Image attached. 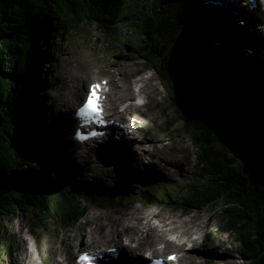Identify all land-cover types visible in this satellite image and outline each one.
Listing matches in <instances>:
<instances>
[{"label": "trees", "instance_id": "1", "mask_svg": "<svg viewBox=\"0 0 264 264\" xmlns=\"http://www.w3.org/2000/svg\"><path fill=\"white\" fill-rule=\"evenodd\" d=\"M180 5L181 0H0V228L20 211L33 221L34 216H55L60 227L68 228L92 206H130L133 191L141 198L158 196V186L166 182L146 176L132 190L120 184L112 191H95V186L83 191L75 183L53 187L31 170L53 158L59 147L47 144L44 134L35 136L36 128H23L28 104L16 87L31 70L33 42L41 33L61 38L65 31L97 22L113 40L123 28L135 34L134 52L174 93L170 102L189 132L198 166L187 191L170 197L186 212L222 202L224 230L234 234L245 264H264V104L249 95L236 73L247 75L245 66L250 67L236 45L225 49L212 44L207 37L211 30L197 25V11L230 21L227 13L209 4L201 9L199 4L193 9ZM191 31L196 32L187 40ZM52 125L48 130L55 129ZM225 142L231 144L227 152L218 147ZM225 154L236 162H226Z\"/></svg>", "mask_w": 264, "mask_h": 264}, {"label": "rangeland", "instance_id": "2", "mask_svg": "<svg viewBox=\"0 0 264 264\" xmlns=\"http://www.w3.org/2000/svg\"><path fill=\"white\" fill-rule=\"evenodd\" d=\"M187 1L190 0H181L180 9H187L188 6L189 9H193L199 3L202 7L206 5L205 2L208 0H191L194 6ZM225 1L211 0L210 5L213 8L216 7V9L219 8L220 13L226 12L228 16L234 17L235 22H229L219 15H208L197 11L195 14L197 25L206 29V31L211 30V33H209L210 31L207 32V37L212 44H218L225 49H230V46L234 44L237 50L247 56L249 54L247 44L241 41L240 38H236L245 37L249 33L257 35L258 30L253 29L251 26L253 23L251 14L244 9L248 7L242 0H228L231 3L230 5H227ZM212 2H217L218 6H214ZM38 22L42 23L41 20ZM103 27L96 22L93 25L86 26L81 31H65L61 38L58 35L52 36L53 32H51L49 35L41 33L34 40L31 70L22 75L20 84L16 87V90L23 95L28 104L26 113L23 115L24 123H26V120H28V123L23 128H36L34 130L35 136L44 134L42 138L46 137L48 139L47 144L58 143L59 147H57L58 151H56L53 158L49 156L47 158L48 162L40 167H33L31 170L34 174L46 176L53 187H65L75 183L77 188L83 191H87L86 187L89 186L92 188L95 186V191H112L116 189L114 186L120 184H125L132 190L135 187V182L140 183L146 176L164 178L166 182L163 181L158 186H161L157 193L159 197L145 195L141 198L140 194L133 191L129 197L133 203L130 206H92L82 219L68 228L60 227L55 216L50 217L48 220L38 219L37 216H34L35 221H33L25 211L18 212V215H10L7 220L3 221L0 228V264H21L20 262L35 251V248L38 250L44 264H67L70 261L73 262V255L83 249L108 245L121 246L122 244L126 246L128 236H133V238L140 236L147 242L135 249V252L131 255L136 253L141 255L148 248L158 250L165 248L163 254L169 251H176L180 254V252L186 251L185 247L191 245L193 248L191 247L189 251H186L189 258H183L181 260L182 264H198L199 262L201 264H212V261L214 263L216 259L210 254L214 253L221 257L217 261H226L228 264H245L246 262L242 260V256L238 251L239 244L235 242L234 234L224 230L225 218L221 210L222 202L186 212L182 208H178V203H175L170 197V195L180 196V194L187 191V184L194 176L198 166L195 157L196 148L191 143L189 134L184 130L183 120L179 118L177 111L170 102L173 93L166 80L159 73L148 68L144 59H141L134 52V45L138 41V37L127 28H123L115 34L117 40H113L112 37L108 38L105 35ZM46 30L44 29L45 32H47ZM215 31L220 32L222 35H217ZM195 32L191 31L187 40ZM207 51L208 49L205 48V53ZM245 68L248 70L246 73L250 75L249 77L243 74L241 70L236 71L237 75L249 88V95L264 104V63L255 60L253 65L250 67L245 66ZM123 70L126 73L120 74L119 71ZM242 71L244 72L243 69ZM221 74H223L222 71ZM62 75L64 80L67 81L68 87L64 88L62 85L64 80H62L59 87H55L54 83L57 84L62 79ZM70 75H76L79 79H73ZM143 76H152L150 81L154 86V91L147 95L148 98L142 96L126 102L119 99L120 96L128 95L130 90L125 89V91L123 89L119 92L116 85L120 86L122 82L130 81L134 86L133 90L137 92L139 89L137 80ZM56 78H58V81H55ZM103 78L109 81L113 78L116 81L113 97L117 98L119 106L117 109H112L110 116L115 119H123L124 122L132 121L138 130L136 133L137 139L141 141L139 143H136L133 139L114 141L121 148V155L117 154L118 156L102 150L101 148L105 146V142L102 141L99 142V150L101 149V151L94 152L92 159L84 160V158L74 157V154L78 155V153L76 148L70 146L69 141L71 139L68 140L67 147L60 148L62 142L66 140L68 128L67 123L63 122L57 114L66 111L68 105L72 110L80 102L86 82ZM30 81L31 83L36 82V85L31 87ZM66 101L69 104H66ZM141 102L146 103L140 104ZM128 106L130 107L128 108ZM244 110L248 111L249 108L244 106ZM52 116L55 119L49 121ZM50 123L53 124L52 126L55 129L48 130L47 127ZM218 145L225 152L231 148V144L226 142L218 143ZM24 148H27V145ZM37 148L42 149L40 143L37 144ZM92 149H95V147L93 146ZM108 150L117 153L110 145ZM52 168L55 170L52 171L53 175L49 173L50 170H53ZM74 175H76V179L72 178ZM165 185L170 189L168 190ZM140 187L142 188L141 185ZM117 192L116 194L119 195L125 194ZM132 209L133 211L142 212L141 215L151 212L153 224L161 223L159 217L156 216L160 214V217L177 216L175 221L181 227H184L185 222H192V220L195 222L202 221L208 227L204 229L203 238L197 240L198 243L196 242L194 245L186 238H183L179 243H171L170 239L175 237V234L171 232L166 235L169 242L154 241L155 231L142 232L126 219V216L132 213ZM94 214L101 221H107L106 216L108 215L118 216L121 214L124 221L118 225V236L112 233L110 237L94 242L88 235L86 238L90 242L82 246V234L89 231L93 226L89 221V217ZM106 227H108V232L116 228L112 223L107 224ZM195 237H199V235L196 234ZM227 252L230 255L225 254ZM198 256V260L194 261Z\"/></svg>", "mask_w": 264, "mask_h": 264}, {"label": "bare ground", "instance_id": "3", "mask_svg": "<svg viewBox=\"0 0 264 264\" xmlns=\"http://www.w3.org/2000/svg\"><path fill=\"white\" fill-rule=\"evenodd\" d=\"M227 5H230L231 3L226 0L225 1ZM244 8V7H243ZM247 12H249L251 15V20L253 21L252 23V27L253 29H255V27L257 26V21H254L256 19H260L261 16L258 15L257 11L256 10H252L254 12L251 11V9L248 7V8H244ZM256 12V13H255ZM240 14V12H239ZM190 20V18H189ZM258 30V29H256ZM253 33H249L248 35H252ZM248 35H245L246 38H241L240 40L241 41H244L247 46L248 44L251 42V39L248 37ZM235 36V35H234ZM238 39V38H236ZM250 45V44H249ZM258 46V44H257ZM256 45H250V47H252L253 50H257L258 47ZM248 51L251 52V49L249 48ZM124 65V64H123ZM121 66V65H120ZM126 70V69H125ZM125 70L123 71H119L120 74H125ZM125 72V73H124ZM112 76V75H111ZM70 77H72L73 79H79L78 77H76V75H70ZM118 77V76H117ZM128 77V76H127ZM152 77V76H151ZM150 76H143L142 78L138 79L137 80V85L139 86V89L137 92H135L133 90L134 86L131 84L130 81H126V82H122V85H116V89L119 91V90H130V93L128 94L127 92L125 94H128V95H125V96H120V95H117V96H120L119 99L121 100H124L123 102H126L128 100H132V99H136L138 97H142V96H147V95H150L151 94V91H154V86H152L151 84V79ZM122 78V77H121ZM58 78H56L55 81H58L57 80ZM62 80H64V76L62 75V79H60V81L56 84H55V87H59L61 84H62ZM120 80V79H119ZM124 81V79H123ZM31 83V81L29 82ZM87 83V82H86ZM110 83V89H111V93H110V100H112L114 102V104L112 103V108L114 109H117L118 106H119V103L118 101L115 99V97H113V93L115 92L114 91V87H115V84H116V81H114V79H110L109 81ZM31 87H33L34 85H36V82H32L31 83ZM64 88L68 87L67 85V81L64 80L63 84ZM135 85V84H134ZM158 86V84H157ZM70 91H72V89L69 87ZM115 89V90H116ZM116 90V91H117ZM125 90V91H126ZM161 90V89H160ZM117 91V92H118ZM120 92V91H119ZM115 95V94H114ZM148 98V96H147ZM143 99V98H142ZM147 100V99H146ZM133 101V100H132ZM148 101V100H147ZM131 102V101H130ZM146 102H141L140 104H145ZM66 104H69L68 101H66ZM122 104V103H121ZM135 106V105H134ZM245 106V105H244ZM130 106H128L129 108ZM247 108H249L248 106H246ZM132 109V108H131ZM133 110V109H132ZM138 110V109H137ZM123 112V111H122ZM132 112V111H131ZM134 113V112H133ZM123 114V113H122ZM132 114V113H131ZM68 120H70L68 117L66 118ZM136 121V120H135ZM73 121L70 120L69 123H72ZM137 122V121H136ZM124 129L126 130V134L125 136L127 138H129L128 140H131L133 139L136 143H139L141 140L140 139H137V128L135 127V124L132 122V121H126V124H125V127ZM131 138V139H130ZM154 143V142H153ZM92 146H94V143H91ZM109 145L111 146L112 149H115L116 151L114 152H117V153H112L110 152V150H108L109 148ZM87 147H85L84 151H81L79 149V147H77L76 149V152L78 153L77 154H74V157L77 156L78 158L80 157L81 159L84 158V160L86 159H92L93 158V153H97L98 151H101L102 150H105L106 152L110 153V154H113L114 156H118L117 154H120L121 155V148L119 147V145H117L116 143H114L113 141H108L105 143V146L103 148H101L99 150V147H96V150L95 149H91L92 147H90L88 144H86ZM107 147V148H106ZM105 148V149H104ZM107 149V150H106ZM75 151V150H74ZM97 151V152H96ZM170 159V158H169ZM167 161V160H166ZM155 162V161H154ZM146 210V208H145ZM140 213L142 212H138V211H133L132 209V213H129L127 216H126V219H128L130 222H132V225L138 229H140L142 232H151V231H155V240L154 241H162L164 243H167L169 242V239L166 237V235L168 233H174L175 234V237H173L172 239H170V242L171 243H179L183 238H186V240L188 239V241L190 243H196L197 240L199 239H202L203 238V232H204V229H206L208 226L206 224H204L202 221L201 222H195L194 220H192V222H185L184 224V227H181L179 225H177L178 222L175 221V219L177 218V216L175 217H160V214L156 216H158L159 220H160V224H153L152 223V220H151V212L150 213H146V214H143L141 215ZM117 215V214H116ZM124 215V214H123ZM163 215V214H162ZM97 216L94 214V215H91L89 217V221H91L92 223V227L90 228L89 231H86V233H83L82 234V238H81V244L82 246H85L88 244V241L86 236H90L92 238V240H94V242L97 240V241H100V240H104L108 237H110L113 234L115 235H119L118 234V225L119 223H121L123 220V216L121 214H119L118 216H111V215H108L106 216V219L107 221H101L98 219V217L96 218ZM100 217V216H99ZM127 220V221H128ZM105 222H108L105 224ZM114 224L116 226L115 229H110L111 232H108L107 228L109 227H106L107 224ZM125 223V222H124ZM131 224V223H130ZM188 224V226H187ZM112 226V225H111ZM131 226V225H130ZM137 229V230H138ZM134 230V229H133ZM198 230V232H197ZM131 231V230H130ZM210 232V231H209ZM208 232V233H209ZM81 234V233H79ZM78 234V235H79ZM141 234V233H140ZM199 235V237H195V235ZM210 234V233H209ZM142 236V235H141ZM174 236V235H173ZM209 236V235H208ZM80 238V237H79ZM129 241H133V242H136V247H128L126 246V248L124 247V259L127 260L129 258V254L130 253H133L135 251V249L139 248L141 245H144L145 243H147L144 238H141L140 236H136V238H133V236L131 237H127ZM78 240V238H77ZM115 241V240H114ZM149 242V241H148ZM185 242V241H184ZM198 243V242H197ZM189 244V243H188ZM216 245V244H215ZM134 246V245H133ZM214 246V245H213ZM100 247V246H99ZM98 247V248H99ZM105 247V246H104ZM191 247L193 248V246L190 245V247L187 248L186 251H189L191 249ZM203 248V247H202ZM197 250V249H196ZM199 250V249H198ZM204 250V249H203ZM216 250V249H215ZM149 250L145 251V253L147 252L148 253ZM183 251V250H182ZM186 251H184L180 257L181 258H189ZM200 251V250H199ZM202 251V250H201ZM226 251V250H225ZM149 252H153V250H150ZM193 252V251H192ZM205 252V251H204ZM223 252V251H222ZM229 252V251H228ZM225 253L227 255H230L229 253ZM200 253V252H199ZM209 253V252H208ZM213 253V252H212ZM224 253V252H223ZM194 255V254H193ZM192 255V256H193ZM199 255V254H198ZM210 256H214V258L216 259V262L213 263L212 261V264H228L226 261L223 262V261H217V260H220L221 257L220 255H217V254H210ZM222 256V255H221ZM191 257V256H190ZM199 256L195 258L194 261L198 260ZM23 259V258H22ZM137 262L139 264H143L144 261H145V257L142 256V257H139L138 259H136ZM229 260V259H228ZM126 262V261H124ZM210 262V261H208ZM231 262V261H230ZM21 264H34V260L31 258L30 255H27L26 258H24L22 260V262H20ZM137 263V264H138ZM186 263V262H185ZM193 263V261H192ZM18 264V263H17ZM198 264H201V262H199ZM209 264V263H208Z\"/></svg>", "mask_w": 264, "mask_h": 264}, {"label": "snow or ice", "instance_id": "4", "mask_svg": "<svg viewBox=\"0 0 264 264\" xmlns=\"http://www.w3.org/2000/svg\"><path fill=\"white\" fill-rule=\"evenodd\" d=\"M100 85H92L89 93L83 102L80 111L84 115L89 114H99L102 112V107L100 105V96H99Z\"/></svg>", "mask_w": 264, "mask_h": 264}, {"label": "water", "instance_id": "5", "mask_svg": "<svg viewBox=\"0 0 264 264\" xmlns=\"http://www.w3.org/2000/svg\"><path fill=\"white\" fill-rule=\"evenodd\" d=\"M214 5H217L216 3H214ZM173 93V92H172ZM174 94V93H173ZM173 94H172V96H173ZM176 110V109H175ZM244 110V109H243ZM177 115H178V113H177ZM179 116V115H178ZM180 118V117H179ZM181 119V118H180ZM182 120V119H181ZM184 123V122H183ZM184 130L189 134V132L186 130V127H185V124H184ZM190 136V135H189ZM224 159H225V161L226 162H228V163H235L236 162V159H235V157L234 156H229L228 154H225L224 155Z\"/></svg>", "mask_w": 264, "mask_h": 264}]
</instances>
